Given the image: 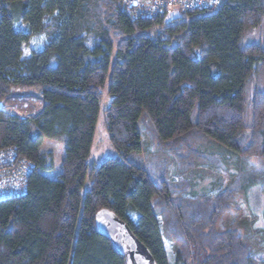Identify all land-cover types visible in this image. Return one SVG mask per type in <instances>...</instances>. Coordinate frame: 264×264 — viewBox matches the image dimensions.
Listing matches in <instances>:
<instances>
[{
    "label": "trees",
    "instance_id": "obj_1",
    "mask_svg": "<svg viewBox=\"0 0 264 264\" xmlns=\"http://www.w3.org/2000/svg\"><path fill=\"white\" fill-rule=\"evenodd\" d=\"M37 34L43 46L26 52ZM263 78L264 0L154 19L121 0H0V149L32 164L25 192L0 200V264H126L96 226L103 208L158 264H168L161 224L173 264H257L242 229L223 224L232 192L200 197L135 155L145 130L178 163L210 141L264 163ZM29 90L43 101L36 114L2 106ZM101 111L116 155L91 166ZM45 140L64 145L55 176Z\"/></svg>",
    "mask_w": 264,
    "mask_h": 264
},
{
    "label": "rangeland",
    "instance_id": "obj_2",
    "mask_svg": "<svg viewBox=\"0 0 264 264\" xmlns=\"http://www.w3.org/2000/svg\"><path fill=\"white\" fill-rule=\"evenodd\" d=\"M261 32L263 34L261 30L250 33L248 40L253 41L260 36ZM44 41L43 34L33 36L25 51L41 48ZM258 87L264 89V85ZM110 102L111 98L107 93H104L102 109L107 107ZM1 104L8 112L20 116L36 114L43 107V101L34 90L15 91ZM251 111L248 109L249 117ZM142 133L143 151L135 157L144 163L156 166V170H165L170 180L178 182L183 190H194L200 197L205 194L214 196L224 189L232 192L234 199L231 200L229 212L223 218V224L227 227L241 228L247 241L253 247L256 263L264 264V163L258 158L244 160L236 153L210 141L196 146L198 152L201 151V157L193 155L189 161L190 164H182V162L178 163L164 147L159 145L151 135V131L142 130ZM43 148L45 151H54L56 154V170L50 174L55 176L61 169L64 145L57 141L45 140ZM115 155L116 152L109 141L103 111H101L95 143L90 156L91 166L95 162L101 163L106 158ZM249 177H254L255 185L246 190L243 187L245 183L242 181ZM160 229L164 240L166 261L168 264H173L176 254L175 243L163 224L160 225Z\"/></svg>",
    "mask_w": 264,
    "mask_h": 264
},
{
    "label": "built area",
    "instance_id": "obj_3",
    "mask_svg": "<svg viewBox=\"0 0 264 264\" xmlns=\"http://www.w3.org/2000/svg\"><path fill=\"white\" fill-rule=\"evenodd\" d=\"M125 7L144 18H157L168 13H198L216 10L225 0H121ZM31 162L15 148L0 149V200L23 194Z\"/></svg>",
    "mask_w": 264,
    "mask_h": 264
},
{
    "label": "water",
    "instance_id": "obj_4",
    "mask_svg": "<svg viewBox=\"0 0 264 264\" xmlns=\"http://www.w3.org/2000/svg\"><path fill=\"white\" fill-rule=\"evenodd\" d=\"M95 223L125 258L126 264H158L150 249L136 236L130 225L109 208L97 212Z\"/></svg>",
    "mask_w": 264,
    "mask_h": 264
}]
</instances>
